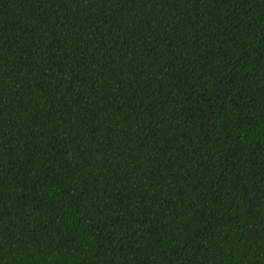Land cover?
Masks as SVG:
<instances>
[{
	"label": "trees",
	"instance_id": "1",
	"mask_svg": "<svg viewBox=\"0 0 264 264\" xmlns=\"http://www.w3.org/2000/svg\"><path fill=\"white\" fill-rule=\"evenodd\" d=\"M0 264H264V0H0Z\"/></svg>",
	"mask_w": 264,
	"mask_h": 264
}]
</instances>
